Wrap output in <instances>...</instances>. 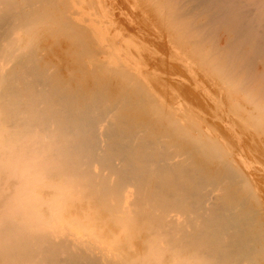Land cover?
<instances>
[{
	"label": "bare ground",
	"instance_id": "bare-ground-1",
	"mask_svg": "<svg viewBox=\"0 0 264 264\" xmlns=\"http://www.w3.org/2000/svg\"><path fill=\"white\" fill-rule=\"evenodd\" d=\"M122 1L144 28L146 22L154 27L147 31L164 38L194 76L195 90L209 92L203 77L217 84L219 92L213 93L220 94L231 122L226 127L235 137L238 130L262 140L264 0ZM107 9L102 0H0V264H264L256 183L246 177L242 156L236 162L235 153L206 138L218 133L201 119L204 113L200 118L194 110L206 125L193 109L166 116L165 105L148 116L157 120L162 112L169 119L167 131L180 135L186 150L179 142L164 144L169 137L158 144V134L143 140L154 123L147 121L149 133L125 131L119 118L122 96L107 98L100 77L88 87L84 75L80 85L90 88L87 92L79 80L62 82L59 62L43 61L41 40L64 38L88 76L116 77L127 82L123 90L134 87L153 96L121 52L107 44L112 25ZM97 87L102 91L95 93ZM178 124L187 128L174 130ZM124 126L133 125L125 121ZM76 201L77 214L71 211Z\"/></svg>",
	"mask_w": 264,
	"mask_h": 264
},
{
	"label": "rangeland",
	"instance_id": "rangeland-1",
	"mask_svg": "<svg viewBox=\"0 0 264 264\" xmlns=\"http://www.w3.org/2000/svg\"><path fill=\"white\" fill-rule=\"evenodd\" d=\"M116 0H102V2H104V4L106 5V7L108 8L107 10L109 11V13L111 12V16H110V19L112 20V25L109 27V29H108V32H107V35H108V38H110V39H107V44L109 45V47H112L114 50H115V52L116 51H119V52H121V53H119L120 55H121V57L120 58H123L124 57V59H125V61H126V63H127V65H128V67H129V69H130V72L132 73V74H134L136 77H138L140 80H142V81H144L146 84H148L149 86V88L151 89V91H152V93L154 94L153 96L151 95L150 96V98H148L147 96H145V94H143V93H141V95H140V92L139 91H137V89H135L134 87H130L129 89H125V90H123V88L124 87H121V85L122 86H124V85H126L127 84V82L125 81H123V84H122V82L120 81V80H118V78H116V77H113V78H106V77H104V76H102L101 74H99L100 76H98L97 74H95V76H94V79H93V77L92 76H88V71L84 68V67H82V65L78 62V60H76V58H75V55H74V53L73 52H71V53H73V54H71L70 53V51H73L72 49H73V47H71L72 45H71V43L67 40V39H64V38H62V39H59V40H57V39H55V37H53L54 39H52V37L51 38H49L48 36V38H47V40H45V39H43V40H41V42L39 43V45L37 46L40 50H41V52H40V56L41 55H43L42 57H44V59H43V61L45 60V62L47 61V62H50L49 60L51 59V62L53 61V59L55 60V61H53L52 63L55 65H57L58 66V62H59V66H58V68H60V70L58 69L57 71H59V73H58V75L60 74L62 77H60L61 78V80L62 79H64V80H62V82H64V81H66V79H67V81H68V83L69 82H71V84H74L76 81V83H79V82H81V83H79V86H81L82 85V82L85 84V81H86V84H88V83H90V85L88 84L87 86L88 87H91L92 85H93V80L94 81H96L97 79L95 78V77H100V78H98V81H99V79H100V81H102L101 83H103V86L101 87V89L102 88H106V91L105 92H107L106 93V95H107V98H108V96H109V99H111L112 100V98L113 99H117V98H119L120 96H122V101H123V108H122V111H121V114H120V112H119V115L121 116V117H119V118H122V127H124V129H125V131H132V133L134 132V133H136V132H141V130L143 129H145L148 133L149 132H151V130L154 128V130L148 135L147 133L142 137L143 138V140H147L146 139V136H147V138L149 139V138H151V137H153V136H155L156 134H158L157 135V137H159V139H157V143L158 144H160L161 145V141H163V140H160V137H169V140H165L164 142H166V143H164V142H162V143H164V144H166V145H168V146H171V143L173 142V143H175V144H177L178 145V142H179V145L180 146H182L181 148H183L184 150H186L187 148H188V146L186 145V144H184L183 142H182V140H181V136L180 135H178L176 132H174V133H171L169 130L167 131V126H169L168 124H167V122L169 121V119H167L166 120V118H165V116H164V114L161 112V113H159V114H157L158 116L156 117L157 118V120L156 119H154L153 121L152 120H150L149 119V115L151 114V116L154 114V112H152V111H157V112H160V110L162 109V108H164V107H166V106H168V108L166 107L165 109H164V111H166L165 112V115L167 114V113H169L170 111L172 112V111H178V112H180V113H182V112H187L188 114H190V112H192L193 111V115L199 120V121H201V119H204L205 120V118H206V123H207V126L208 125H210L211 126V128H209V126H208V128L209 129H211L212 131H214V132H216V133H218V134H220V136L217 134V136H211V134H206V138H208V136H210L209 138H208V140H211V141H216L217 143H218V145L220 146V145H222V149L224 148V149H226L225 151H227V152H232V153H235V156H236V158L234 157V159H235V161L237 162H240V159H239V157H241L242 158V160H244V164H246V166L249 168V170H247V172L245 173L246 174V177L248 178V177H250L249 178V180H251V181H249L250 182V184H253V182H254V186L256 187V192H257V196L259 197L258 199L260 200V204H259V206H260V208H262L259 212H258V214L260 215V217H261V219L263 220V222H264V210H263V208H264V143H258V142H261L262 140H263V142H264V137H262L261 139L262 140H258V139H256V138H254V140H252V139H250V137L252 136L251 134H246V135H241V133H240V131H238L237 130V133L239 132V136L238 137H235V135L233 134V132L232 131H230V129L228 128V127H226V125H228V124H230L231 122H229L230 121V119H229V117H228V114L225 116V114L227 113V111H226V108L223 106V104H221L220 103V101H221V96H220V94H215V93H213V92H215V91H217V89H218V87H217V84H215L213 81H212V79L210 80V79H205L204 77L203 78H200L201 80H206V81H204L203 80V82H205V84H203L202 83V86L203 87H205L208 83L210 84V85H208L207 87L208 88H206L207 89V91H209V92H207V93H203L204 92V89L202 88L201 90H200V92H199V90L197 91V90H195V89H198L197 88V85H196V82L194 81L193 82V80L190 82V80L191 79H193L194 78V76L191 74V77H189V75L187 74V73H189V72H187V70H186V68H184V66L180 63V61L177 59V55L175 54V53H173L170 49H169V47H168V45L165 43L166 41L164 40V38H159L158 36V34H156V35H154V30H152V33H150V31L151 30H149V31H147L148 29H150V28H148V27H150L149 25H148V23L146 22V29L144 28V23H141V22H143V21H141L140 22V16H139V18H137V14H134V15H132V7L130 8V6L129 5H127V3H122L123 1L122 0H117L116 2H115ZM119 2V3H118ZM112 3V4H111ZM114 3V4H113ZM118 3V4H117ZM109 6L111 7V9H109ZM118 6V7H117ZM121 6H122V8H121ZM114 7V8H113ZM120 7V8H119ZM119 12H118V11ZM117 11V12H116ZM122 11H124V13L122 12ZM115 12V13H114ZM128 12H129V14H128ZM117 13H119L118 15H120L121 17L119 18V16L117 15ZM127 15V16H126ZM125 16V17H124ZM116 17H118V19L116 18ZM128 17V20H126V18ZM113 18L115 19V20H117V22L115 21V20H113ZM123 18V19H122ZM129 18H131L133 21L135 20V18H137L134 22L131 20V19H129ZM142 18V17H141ZM121 20V21H118V20ZM140 19V20H139ZM126 22H125V21ZM130 20V21H129ZM138 20V21H137ZM114 21L116 22V24L114 23ZM125 22V23H124ZM123 23V24H122ZM121 24V25H120ZM124 24H126V25H124ZM140 24V25H139ZM142 24H143V27H141L142 26ZM117 25H119L118 26V28H117ZM134 25H136L137 27L139 26V28H137V29H139V30H137L136 28H135V26ZM115 27L117 28V29H115ZM121 27V28H120ZM128 27V28H127ZM133 28V29H130V28ZM153 26H151V28H152ZM134 28H135V30H134ZM144 28V29H143ZM113 29V30H112ZM119 29H121L120 30V33H116V31H114V30H117V31H119ZM153 29H154V27H153ZM137 30V31H136ZM147 32H146V31ZM116 35V36H118L117 38H116V36H114V34L112 33V32ZM133 31V32H132ZM136 33H135V32ZM141 33H140V32ZM139 32V33H138ZM149 32V33H148ZM110 33V34H109ZM113 35H112V34ZM135 33V34H134ZM138 33V35H136ZM118 34V35H117ZM111 35V37H109ZM140 35V36H139ZM151 35V36H150ZM149 39H147V38ZM157 38V40H156V38ZM114 38H116L115 40H114ZM146 38V39H145ZM154 40H153V39ZM121 39V40H120ZM131 39V40H130ZM152 39V40H151ZM45 40V41H44ZM56 40V41H55ZM112 40V43H109L110 41ZM117 40V42H115ZM130 40V41H129ZM59 41V42H58ZM134 41H135V43H134ZM155 41V42H154ZM113 42H115L114 43V45L115 44H119L120 46H118V45H115V47H113L114 45H113ZM130 42V43H129ZM157 43V44H156ZM160 43H162V45L160 44ZM165 43V44H164ZM40 44L43 46V47H39L40 46ZM69 44H70V46H69ZM111 44H112V46H111ZM49 45V46H48ZM128 45V46H127ZM116 46H118V48L116 47ZM150 46H152V47H150ZM46 47V48H45ZM48 47V48H47ZM127 47H130V49L129 48H127ZM133 47V48H132ZM144 47V48H143ZM43 48H45V49H43ZM67 48V49H66ZM131 48H132V50H131ZM148 48V49H147ZM44 51H43V50ZM48 50V51H46L45 52V50ZM124 49V50H123ZM126 49H128V50H126ZM139 49H141V50H139ZM151 50V51H150ZM125 51V52H124ZM136 51H138L137 53H136ZM43 52V53H42ZM46 53V54H45ZM118 53V52H117ZM125 53V54H124ZM129 53V54H128ZM155 53V54H154ZM173 53V54H172ZM175 54V55H174ZM55 55V56H54ZM68 55V56H67ZM129 55V56H128ZM130 55H131V57H130ZM141 55V56H140ZM148 56V57H147ZM58 57V58H57ZM138 57V58H137ZM155 57V58H154ZM171 57V58H170ZM145 58V59H144ZM149 58V59H148ZM59 59V60H58ZM151 59V60H150ZM175 59H176V61H175ZM63 60V61H62ZM132 60V61H131ZM143 60V61H142ZM154 60V61H153ZM57 61V62H56ZM65 61V62H64ZM142 61V62H141ZM147 61V62H146ZM64 62V63H63ZM78 62V63H77ZM132 62V63H131ZM144 62V63H143ZM40 63H42V62H40ZM61 63H62V65H61ZM149 63H150V65H149ZM51 64V63H50ZM80 64V65H79ZM141 64V65H140ZM152 64V65H151ZM40 65H42V64H40ZM77 65V66H76ZM69 68H68V67ZM78 66H80L79 67V69L81 70H79L78 69ZM131 66H133V67H131ZM138 66H139V68L142 70V69H144L145 71H147V72H144L143 70L140 72V70H139V68H138ZM180 66H182L183 67V70H182V67H180ZM143 67V68H142ZM68 68V69H67ZM73 69H74V71H73ZM80 71L81 73H80V75H77L78 73H77V71ZM72 70V72L73 73H75V74H73V76H71L72 77V79H70L69 77H67L68 76V74H67V72H70ZM137 70H139V72L137 71ZM186 70V71H185ZM86 71V72H85ZM155 71V72H154ZM184 71L186 72V74L184 73ZM143 72H144V74H143ZM82 73H84V74H82ZM140 73H142V74H140ZM148 75H147V74ZM149 73H150V75H149ZM182 73V74H181ZM67 74V75H66ZM89 74H91V73H89ZM173 75V77H172V75ZM190 74V73H189ZM76 75L80 78V79H77V77H76ZM87 77H85V76ZM91 75H94L93 73L91 74ZM158 75V76H157ZM186 75L189 77V79H188V77H187V79L185 80V77H186ZM75 76V77H74ZM81 77H82V79H81ZM86 78V80H85V78ZM103 77V78H102ZM160 77V78H159ZM170 77H172V78H170ZM176 77V78H175ZM179 77H181V78H179ZM182 77H183V79H182ZM66 78V79H65ZM176 80H175V79ZM70 79V80H69ZM88 79V80H87ZM102 79V80H101ZM115 79H116V82H115ZM178 79V80H177ZM180 79H182L181 81H182V83H180L181 81H180ZM73 80H74V83H73ZM76 80V81H75ZM78 80H79V82H78ZM85 80V81H84ZM103 80H106V81H103ZM157 80L159 81V82H157ZM208 80V81H207ZM113 81V82H112ZM118 81V82H117ZM148 81V82H147ZM156 81V82H155ZM187 81H189V82H187ZM212 81V82H211ZM105 82H106V84H105ZM208 82V83H207ZM112 83V84H111ZM159 83H161L160 85L162 86H160L159 85ZM163 83V84H162ZM193 83V84H192ZM81 84V85H80ZM83 84V85H84ZM111 84V85H110ZM119 86H118V85ZM153 84V85H152ZM195 84V85H194ZM215 84V85H214ZM211 85H213V86H211ZM71 86H73V85H71ZM104 86H107V87H104ZM152 86V87H151ZM180 86V87H179ZM190 86H191V88H190ZM193 86V87H192ZM210 86V87H209ZM109 87V88H108ZM118 87H119V89H118ZM121 87V88H120ZM199 87V86H198ZM215 87H216V90H215ZM86 88V91L88 90L89 91V89L90 88H88L87 89V87L84 85L83 86V88H82V86L80 87V89L81 90H84ZM110 88H111V90H110ZM113 88V89H112ZM153 88V89H152ZM166 88V89H165ZM189 88V89H188ZM201 88V87H200ZM115 89V90H114ZM134 89V90H133ZM171 89H173V90H171ZM103 90V89H102ZM102 90H100V88L99 87H97V89H93V91H95V93H99L100 91H102ZM112 90H114L113 92H112ZM117 90H118V92L120 93V95H119V93H117ZM120 90V91H119ZM87 91V92H88ZM123 91V92H122ZM201 91H203V92H201ZM110 92H112L111 94H109ZM117 93V96L115 95L114 96V94H116ZM127 92V93H126ZM131 92V93H130ZM159 92V93H158ZM172 92H175V93H172ZM184 92V93H183ZM199 92V93H198ZM219 91H217V93H218ZM129 93V94H128ZM151 93V94H152ZM177 93V94H176ZM193 93V94H192ZM208 93L211 95V97H210V95H208ZM92 94H94V92L92 93ZM122 94V95H121ZM172 94H174V95H176L177 96V98H175V96L173 97V95ZM186 94V95H185ZM201 94H204V95H201ZM207 94V95H206ZM91 95V94H90ZM130 95V96H129ZM156 95V96H155ZM181 95V96H180ZM214 95H215V97H214ZM216 95H217V97H216ZM112 96V98H110ZM114 96V97H113ZM123 96H124V98H123ZM128 96H129V100L127 99L128 98ZM155 96V97H154ZM170 96V97H169ZM204 96V97H203ZM207 97V99H206V97ZM131 97H133L132 99H130ZM135 97V98H134ZM158 97V98H157ZM163 97V98H162ZM208 97L210 98V99H208ZM175 99L174 101L172 100V99ZM180 98V99H179ZM185 98V99H184ZM108 99V100H109ZM121 99V98H120ZM126 99H127V101H126ZM138 99V100H137ZM151 99V100H150ZM154 101H153V100ZM182 99V100H181ZM219 99V100H218ZM135 100V101H134ZM147 100V101H146ZM179 100H181V101H179ZM214 100H215V103H214ZM171 101V102H170ZM172 101H173V103H175V101H176V103H175V106H174V104L172 103ZM178 101H179V104H178ZM211 103H210V102ZM212 101H213V103H212ZM135 102V103H134ZM146 102V103H145ZM151 102H152V104H151ZM167 102V103H166ZM218 102V103H217ZM131 103H133L132 104V106H131ZM170 103H172V104H170ZM183 104V106H181L182 104ZM211 104V106H212V104H213V107H211L210 106V104ZM219 103H220V105L221 106H223V107H221L220 105H219ZM126 104H128L127 105V107H126ZM189 104V105H188ZM216 104V105H215ZM217 104H218V106L220 107H218L217 106ZM150 105V106H149ZM153 105V106H152ZM161 105V106H160ZM164 105V106H163ZM166 105V106H165ZM135 106V107H134ZM173 106V107H172ZM187 106H189L190 108V110L188 109V107ZM210 106V107H209ZM136 108V110L134 109V108ZM138 107V108H137ZM141 107V108H140ZM183 107H186V110L183 108ZM214 107H215V109H214ZM218 107V108H217ZM127 108V111H125V109ZM130 108V109H129ZM132 108V109H131ZM180 108V109H179ZM183 108V109H182ZM216 108H217V111L215 112V114H214V111L216 110ZM221 108H222V112L220 111L221 110ZM167 109V110H166ZM193 109V110H192ZM220 109V110H219ZM226 111H224V110ZM131 110V111H130ZM183 110V111H182ZM192 110V111H191ZM194 110H195V112H197V114L194 112ZM200 110V111H199ZM138 111V112H137ZM139 111H140V113H139ZM149 111V112H148ZM213 111V112H212ZM219 111V112H218ZM123 112H125V113H123ZM128 112V113H127ZM134 112V116H133V113ZM137 114H136V113ZM170 112V113H171ZM199 112H201V115L204 113V116L202 117L201 115L199 116ZM125 114V116L123 115V114ZM147 113H149L148 115H147ZM198 116V117H202L201 119H199L195 114ZM212 113V114H211ZM223 113V114H222ZM132 114V115H131ZM145 114V115H144ZM192 114V113H191ZM137 115V116H136ZM143 115V116H142ZM147 115V116H146ZM220 115V116H219ZM133 116V117H132ZM136 116V117H135ZM142 116V117H141ZM167 116V115H166ZM217 116H219V117H217ZM223 116L225 117V118H223ZM126 117V118H125ZM128 117V118H127ZM132 117V118H131ZM139 117V118H138ZM144 117V118H143ZM210 117V118H209ZM222 117V118H221ZM226 117H228L227 119H226ZM124 118L126 119V120H124ZM129 118H131V119H129ZM136 118V119H135ZM159 118V119H158ZM212 118V119H211ZM218 118H219V120H218ZM221 118V119H220ZM129 119V120H128ZM139 119H143V121H141V120H139ZM146 119V120H145ZM208 119V120H207ZM223 119V120H222ZM128 120V121H127ZM131 120V121H130ZM162 120V121H161ZM204 120H202L201 122H203V124H205V122H204ZM229 120V121H228ZM126 121V123H129L130 125H133L132 126V128L131 127H126V126H124V122ZM134 121V122H133ZM136 121V122H135ZM140 121V122H139ZM151 124V126H152V124L154 123V125H153V127H150L149 125V123ZM155 121V122H154ZM158 121V122H157ZM161 121V122H160ZM227 123H226V122ZM144 122L146 123L145 124V128H144V126H142V125H140V123L141 124H144ZM162 124V125H159L160 123ZM164 122H165V124H164ZM138 123H139V125H138ZM137 124V125H136ZM155 124H156V126H155ZM126 125V124H125ZM136 127H135V126ZM157 125H158V127H159V130H157L158 129V127H157ZM206 125V124H205ZM224 127V128H222V126ZM138 126H140V128H138ZM142 126V127H141ZM215 126V127H214ZM134 127V128H133ZM151 128V130H150V128ZM155 127H157V129L155 128ZM126 128H128V129H126ZM129 128H130V130H129ZM137 128L138 129H140V130H138L137 131ZM161 128V129H160ZM163 128V129H162ZM180 128V129H179ZM185 128H187V127H185V126H183V129H182V125H177L176 127H174V130H177V129H179V130H184ZM179 130H178V132H179ZM127 131V132H128ZM156 131V132H155ZM192 133H194L193 132V130H192ZM153 135V136H152ZM222 135V136H221ZM249 136V140L247 139L248 138V136ZM151 136V137H150ZM174 136V137H173ZM224 136V137H223ZM228 136V137H227ZM240 136H243V138L245 139V137H247L246 138V140L244 141L245 143H243V140L244 139H242V137H240ZM215 137V138H214ZM220 137V138H219ZM222 137V138H221ZM252 138V137H251ZM216 139V140H215ZM225 139V140H224ZM142 139L140 138V141H141ZM142 140V141H143ZM180 140V141H179ZM221 140V141H220ZM229 140V141H228ZM248 140V142L249 143H247L246 141ZM256 140H258L255 144H253V145H250V144H252L251 142L252 141H256ZM176 141V142H175ZM236 141V142H235ZM241 141V142H240ZM251 141V142H250ZM169 142H170V144H169ZM181 142V143H180ZM223 142H225V143H223ZM220 143V144H219ZM222 143V144H221ZM232 143V144H231ZM240 143V144H239ZM247 143V144H246ZM182 144V145H181ZM233 144H234V148L232 147L233 146ZM235 144H237L236 146H238V147H236V149H235ZM185 145V146H184ZM225 145H226V147H225ZM249 145V146H248ZM229 146V147H228ZM246 146V147H245ZM186 147V148H185ZM243 147V148H242ZM262 147V148H261ZM168 148V147H167ZM237 148H239V150L237 149ZM228 149L230 150V151H228ZM234 149V150H233ZM232 150V151H231ZM240 154H239V153ZM243 152V153H242ZM246 167V169H248ZM245 169V170H246ZM247 175H249V176H247ZM258 175V176H257ZM255 180V181H254ZM262 201V202H261ZM79 205H80V203L79 202H75L74 203V205L72 206V208H71V211H73V213H79L80 211V207H79ZM76 206V207H75ZM77 206H78V208H77ZM263 206V207H262ZM76 208V209H75ZM78 209V210H77ZM77 210V211H76ZM103 217V216H102ZM140 247L138 246V247H136V249L138 250Z\"/></svg>",
	"mask_w": 264,
	"mask_h": 264
}]
</instances>
